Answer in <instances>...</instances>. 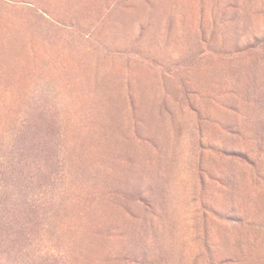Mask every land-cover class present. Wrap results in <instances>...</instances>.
<instances>
[{
	"label": "rangeland",
	"instance_id": "obj_1",
	"mask_svg": "<svg viewBox=\"0 0 264 264\" xmlns=\"http://www.w3.org/2000/svg\"><path fill=\"white\" fill-rule=\"evenodd\" d=\"M0 264H264V0H0Z\"/></svg>",
	"mask_w": 264,
	"mask_h": 264
}]
</instances>
